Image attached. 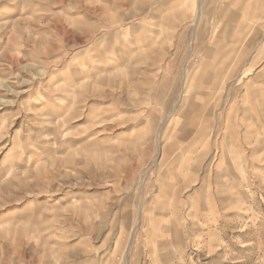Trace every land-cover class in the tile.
I'll use <instances>...</instances> for the list:
<instances>
[{
  "label": "rangeland",
  "instance_id": "374dc122",
  "mask_svg": "<svg viewBox=\"0 0 264 264\" xmlns=\"http://www.w3.org/2000/svg\"><path fill=\"white\" fill-rule=\"evenodd\" d=\"M0 222V264H264V0H0Z\"/></svg>",
  "mask_w": 264,
  "mask_h": 264
},
{
  "label": "bare ground",
  "instance_id": "6f19581e",
  "mask_svg": "<svg viewBox=\"0 0 264 264\" xmlns=\"http://www.w3.org/2000/svg\"><path fill=\"white\" fill-rule=\"evenodd\" d=\"M255 6V5H254ZM252 7V8H255V7ZM258 7V5H257ZM243 8V7H242ZM259 9V7H258ZM263 9V8H262ZM17 11V8L16 7H12L10 8L6 13V15H13L15 14ZM257 11V10H255ZM253 16V15H252ZM260 16V15H258ZM256 19V18H254ZM253 20V19H252ZM62 77V70H60L57 74H55L54 76H52L50 79H49V83L53 84V83H56L57 81H59V79ZM48 80V78H47ZM46 127H48V124L45 125ZM12 164V160L11 158H7L6 160L3 161V166L4 167H7L9 165ZM30 207L29 206H26L22 209H17V210H14L12 212H7L5 213L3 216H2V221H7L8 219L10 220H19L21 218H23L24 216H26L28 213H30ZM2 222H0V228H1V224Z\"/></svg>",
  "mask_w": 264,
  "mask_h": 264
}]
</instances>
